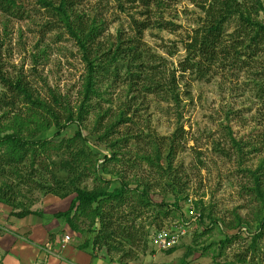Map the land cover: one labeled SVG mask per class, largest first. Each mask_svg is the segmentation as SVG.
I'll return each instance as SVG.
<instances>
[{
  "label": "rangeland",
  "instance_id": "obj_1",
  "mask_svg": "<svg viewBox=\"0 0 264 264\" xmlns=\"http://www.w3.org/2000/svg\"><path fill=\"white\" fill-rule=\"evenodd\" d=\"M24 1L32 5L28 16L0 8V70L47 102L55 92L75 111L85 74L81 53L55 11L37 0ZM71 1L85 19L100 24L104 49L114 48L118 37L126 41L135 35L132 17L146 21L148 27L138 37L144 52L138 69L153 79L100 75L99 94L82 121L67 124L59 136L51 127L36 137L49 144L38 149L33 166L28 160L22 167V172L32 167V181L17 187L15 176L1 178L17 187V207L0 203V264H80L79 252L86 253L89 264H264V228H258L264 199L255 192L253 176L264 191V45L253 52L237 46L239 54L232 58L233 19L225 26V47L218 49L220 62L199 77L180 71L179 63L186 56L184 43L205 19L204 0H150L148 8L138 0ZM259 19H264L262 12ZM171 74L177 103L165 99L161 90ZM9 90L0 81V99L8 101ZM25 110L21 98L13 107L2 105L1 122L10 126L13 114ZM77 131L90 150L91 165L81 186L111 191L122 182L130 189L121 203H102L109 231H114L109 248L92 244L98 220L76 216L74 229L55 216L69 207L74 194L59 198L35 183H52L53 177L67 174L60 162L70 158L74 147H56ZM175 132L171 162L178 183L173 188L165 168ZM143 190L148 204L137 198ZM23 208L30 213L16 216ZM179 225L186 231L179 242L171 251L158 249L155 231Z\"/></svg>",
  "mask_w": 264,
  "mask_h": 264
},
{
  "label": "trees",
  "instance_id": "obj_2",
  "mask_svg": "<svg viewBox=\"0 0 264 264\" xmlns=\"http://www.w3.org/2000/svg\"><path fill=\"white\" fill-rule=\"evenodd\" d=\"M138 1L145 8H148L150 0ZM37 2L42 7L55 11L66 31L74 39L81 53L82 62L85 65V74L79 90V105L74 111L68 101L55 92L50 93L51 101L47 102L45 99L36 97L30 88L21 82V79L12 81L9 79L10 77L5 76L0 70V81L12 93V97L8 101L0 99V108L2 105H11L13 107L17 98H21L26 107L25 112L13 114L10 126L7 127L1 122L0 115V203L11 207H17L15 198L18 184L32 181L34 171L31 166L35 163L38 149H46L49 144L46 139H36L40 133L53 127L56 129L55 135L59 136L67 124L82 121L84 114L91 105L90 100L99 94L97 81L100 75L106 76V74H109L116 80L122 78L121 76L124 74L129 80L143 76L141 70L138 69L144 56L143 49L139 46L140 40H138V37L148 27L146 21H139L132 17V22L136 26L135 35L126 41L118 37L114 48L104 49L99 43V37L102 34L100 24H97L96 19L93 17H88L89 20L85 19V16L75 9L71 0H59L56 4H53L51 0H37ZM204 2L203 5L201 4V8L205 14V19L199 29L195 31V34L190 37V40L184 43L186 56L179 63L180 71L189 72L199 77L205 76L209 73L211 67L220 62L218 60L220 53L218 49L225 47L223 42L225 26L233 19L236 20L237 27L234 30L236 40L234 39L232 47L236 56L232 58L235 59L239 54V50L236 49L237 46L249 47L251 49L250 52H253L254 47L264 45V19H259V13L262 12L264 14V5L261 0H250L249 3L246 0H204ZM31 6L24 0H0V8L3 11L21 17L28 16L32 12ZM236 60L239 59L237 58ZM146 74H144L143 79H153L152 77H147ZM157 83L159 81H155L152 86L156 87ZM175 88V76L171 74L162 85L161 90L166 93L165 99L177 103L179 95ZM176 135L177 132L173 134L168 143V161L165 168L168 178H171L168 184L173 186V188L178 183L174 182L175 174L171 162V157L175 150ZM101 139L102 137H100ZM79 143L83 147H78ZM86 143L80 131H77L71 138L61 139L56 147L57 149L65 148L68 150L71 149L72 145L74 147V151L68 152L70 158L63 159L60 162V167L67 174L63 177H53L52 183H35L44 193H49L59 198L74 194L69 207L65 211L55 213V216L64 219L74 229H77L73 222L76 216L88 217L93 222L98 220L99 229L97 234L93 236L92 244L98 248L103 246L109 248L110 239L114 231H112L113 228L109 231L112 225L108 217L104 216L102 203L105 201L121 203L130 189H128L127 184L124 185L122 182L119 187H115L111 191L101 187L89 189L86 186H81L84 179L88 176L89 166L91 165L88 162L90 160L88 158L90 150H88ZM84 146L87 147V152ZM108 147L115 155L113 151L115 143L110 142ZM113 159L116 158L113 157ZM28 160H31L30 170L22 172V167L26 165ZM105 160H107V157H105ZM13 176L19 180L16 183V188L14 185L6 183L5 180H1L2 177L6 179ZM253 176L257 184L255 192L264 199V191L258 185L259 179L255 173ZM172 192L174 193V191ZM140 195L142 196L139 197L137 195L140 203L148 204L150 202L144 197L146 196V190H143ZM29 213V209L23 208L16 213V216L23 217ZM202 216L203 212L201 213V218ZM258 228H264V215L258 222ZM259 234L260 231L253 235V242ZM131 240L132 236L129 233L128 241L131 242ZM87 245L88 242L85 246ZM171 250L172 248L167 251Z\"/></svg>",
  "mask_w": 264,
  "mask_h": 264
},
{
  "label": "built area",
  "instance_id": "obj_3",
  "mask_svg": "<svg viewBox=\"0 0 264 264\" xmlns=\"http://www.w3.org/2000/svg\"><path fill=\"white\" fill-rule=\"evenodd\" d=\"M198 217V215H197ZM185 226L179 225L170 229H160L153 234V241L158 249L168 250L173 248L185 234ZM69 236H65L64 240H68Z\"/></svg>",
  "mask_w": 264,
  "mask_h": 264
},
{
  "label": "crops",
  "instance_id": "obj_4",
  "mask_svg": "<svg viewBox=\"0 0 264 264\" xmlns=\"http://www.w3.org/2000/svg\"><path fill=\"white\" fill-rule=\"evenodd\" d=\"M79 257H77L76 261L80 264H89L88 261L86 260L88 257L86 255V253H81L79 252L78 255ZM111 264V263H110Z\"/></svg>",
  "mask_w": 264,
  "mask_h": 264
}]
</instances>
